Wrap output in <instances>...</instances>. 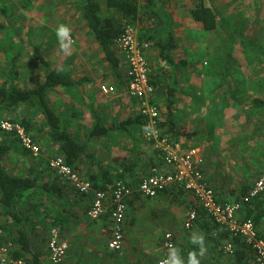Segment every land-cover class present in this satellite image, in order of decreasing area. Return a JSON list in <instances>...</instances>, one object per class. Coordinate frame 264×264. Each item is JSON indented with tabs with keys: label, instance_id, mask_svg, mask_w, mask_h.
Returning a JSON list of instances; mask_svg holds the SVG:
<instances>
[{
	"label": "crops",
	"instance_id": "obj_1",
	"mask_svg": "<svg viewBox=\"0 0 264 264\" xmlns=\"http://www.w3.org/2000/svg\"><path fill=\"white\" fill-rule=\"evenodd\" d=\"M99 1L103 18L114 14L108 9L106 0ZM149 1L151 4L148 0H141L135 27L139 37L151 38L147 39L151 44L147 58L151 81L155 87L153 102L161 109L160 125L163 133L179 142L184 150L200 149L205 157L204 172L207 182L215 190L220 203L238 201L254 186L264 165V117L261 116L264 114V77L262 74L258 76L264 67L261 65L264 62V50L253 39H248L241 30L232 28L225 10L216 12L211 7V0H199L200 8H195L197 0ZM220 1L224 0H218V3ZM225 1L228 6H233L234 11L239 9V13L246 12L248 8L253 22L250 36L257 37L261 28L259 24L264 23V0ZM71 2L75 11H63L59 17L61 23L73 21V25H69L75 39L71 53H62L58 42H55L54 49L50 51L46 42L56 38L52 31L44 36L43 40L46 41L28 48L31 56L25 58L32 62L36 80H39L36 73L41 75L39 83L26 87L20 78L16 81L15 78L24 70V60L19 53L11 59L10 66L6 67V74L14 78L7 79L4 76L0 80V87L7 81L21 90H31L42 84L46 69L35 58V50L39 48L53 70L70 76L74 82L71 87L59 86L47 92L49 106L61 119V126L78 144L85 147L74 170L83 179L91 181L95 189L100 187L110 193L115 183L121 180L136 190L154 168L164 170L163 158L146 137V120L140 115L138 102L128 94L129 69L125 57L114 44L113 49L120 62L118 68L112 66L79 11L84 0ZM193 2H196L194 7ZM206 8L218 15L216 26L206 31L222 29L224 36L233 40L227 64L233 58H242L241 45H245L262 59L260 65L240 60L236 63L243 74L248 76L244 85L249 92L245 94L241 92V86L238 87L228 76L229 68L223 70L220 85L224 92L219 98L215 96L214 101L218 108L224 110V118L228 120L231 116L235 122H241L243 114L252 118L246 126V132L231 129L233 123L220 125L216 129L220 140H211L214 130H211L209 123L215 112L211 111L214 104L209 100L208 80L204 76L194 75L193 67L186 57L189 48H184L185 39L194 35L193 21L204 24L194 16V11ZM151 9L157 13L155 18L162 24L155 22ZM204 27L206 28L205 24ZM170 35L175 38L177 46L168 53L170 60H165L160 46L161 41L166 42ZM189 45L193 46V43H187ZM109 85L116 87L114 94L102 92L101 88ZM26 104H29L31 110L26 114L17 112L16 118L19 116V121H12L21 124L24 120L30 123L29 134L32 137L41 135L42 144L46 142L49 147H44L43 155L36 159L25 148L21 149L22 156H19L15 154L8 137L2 139V134L8 133L0 131V147H8L3 165L14 177L36 179L40 186L48 187L21 192V196L9 205L1 201L0 192L1 241L11 245L13 258L16 254L29 264H52L49 239L51 231L56 228L60 240L69 244L62 264H153L166 255L164 239L167 233L174 235L176 246L187 260L189 252L199 251L189 239L195 231L202 232L205 236L207 252L201 258V264L233 263L234 252L230 254L222 249L231 240L220 239L217 232H212V222L207 226L200 219L193 229L184 228L189 210L195 209L198 213L205 210L192 193L179 185L168 188L152 199L142 196L136 190L127 199L124 247L118 252L110 250L109 241L113 235L112 203L107 204L106 212L99 219L92 220L88 217L94 195L81 194L71 181L58 175L49 166L51 159L64 155L59 143L53 140L49 143L51 129L43 113L29 102L7 110L17 111ZM7 110L0 109V112ZM252 113L254 116H251ZM1 121L0 116V123ZM171 127L179 130L180 136L170 133L168 130ZM97 128L100 132L103 129L105 132L101 136H94L93 132ZM226 140L231 142L228 147L225 146ZM215 142L221 149H216L218 146ZM243 215L241 212L240 218ZM216 244L220 246L216 247ZM256 262V255L253 253L251 264Z\"/></svg>",
	"mask_w": 264,
	"mask_h": 264
},
{
	"label": "built area",
	"instance_id": "obj_2",
	"mask_svg": "<svg viewBox=\"0 0 264 264\" xmlns=\"http://www.w3.org/2000/svg\"><path fill=\"white\" fill-rule=\"evenodd\" d=\"M115 46L123 54L128 64V87L129 96L136 100L139 112L146 120V137L152 141L154 147L160 151L164 170L154 168L136 189L139 194L146 198H156L168 188L179 185L192 193L199 201L201 207L213 218L223 225L233 235L243 237L247 244L255 251L258 264H264V240L259 238L255 225L251 220H240L243 205L252 202L264 193V165L259 179L254 186L239 201L221 204L215 190L208 184L205 172V157L198 148L183 149L179 142L171 140L163 133L160 125L161 109L153 102L155 87L151 83V69L147 58L150 49L149 43L141 41L135 26L128 25L125 32L115 40ZM105 94H114L113 87H103ZM0 129L18 137L23 147L34 155L40 153V146L20 123L3 120ZM50 168L63 178L71 181L81 194H93L94 201L88 211V217L92 220L99 219L105 212L107 204L113 205V235L109 241V249L121 251L124 247V226L127 212V199L136 191L124 181H117L112 192L95 189L93 183L83 179L73 167L67 165L63 157L50 160ZM198 219V212L191 209L187 212L184 228L191 230ZM0 230V264H28L24 259H16L11 256V245L1 241ZM176 246L172 233H167L164 239V249L167 256V245ZM230 254L234 252L232 243L222 247ZM69 250V244L60 240L58 229L51 231L49 239V255L52 264H62ZM158 262L153 264H160Z\"/></svg>",
	"mask_w": 264,
	"mask_h": 264
},
{
	"label": "rangeland",
	"instance_id": "obj_3",
	"mask_svg": "<svg viewBox=\"0 0 264 264\" xmlns=\"http://www.w3.org/2000/svg\"><path fill=\"white\" fill-rule=\"evenodd\" d=\"M196 2H198L197 5L195 4ZM196 2H193L192 7L196 5L195 8H200V1L197 0ZM212 2L215 3V5H213ZM210 4L212 5L211 7L216 10V12L219 10L223 11L224 9L225 15L229 19V25L232 28L236 27L237 30H241L242 33H245L248 39H253V41L264 50V23L262 22L259 24L261 28L259 29L257 37L254 36L251 38V29L253 31V24L251 25V23L253 22L250 20L251 18L248 8L246 12L243 10L244 12L239 13V9L234 11L233 6H228V2L225 0L220 1L219 3L218 0H211ZM67 10L75 11L71 0H0V71L2 73L0 74V80L4 79V76L7 79L14 78L13 76L11 77V75L6 74L8 72L6 71V67L8 68L10 66V61L14 56H17L19 53H21L19 55H21L24 60V70L20 72L22 76L19 74L20 77L18 76L15 78L16 81L20 78L21 83H23V85L26 87L39 83L41 75L36 73L37 77H39V80H36V77L32 71V62H30V59L25 60V58H29L31 56V50L28 48H30L33 44L46 41L43 40L44 36L52 31L55 32L57 26L61 24V20L59 19V17H61V13ZM63 23L70 26L73 25L72 20ZM206 30L207 29L204 27L202 22L193 21L192 32L194 35L190 39L189 37L185 39L186 43H184V48H189L186 52V57H188L187 61H189V64H191L193 67L194 75H198L200 77L204 76L205 79L208 80L209 87L207 92L209 94L210 103L214 104L213 107H211V111L213 110L215 112V114L210 117L211 122L209 123L211 130H214V133L211 135V140H220L219 135L216 134V129L219 128L220 125L226 126L227 123H233L231 129L237 128V130L241 129L242 132H246V126H248L249 120L252 118L249 116L247 117L246 114H243L241 117V122L233 121L231 116L228 118V120L227 118H224V110L218 108L216 102L214 101L215 96L219 98L224 92V88L220 85L223 70L225 68H229L228 76L232 82L234 81L236 83L238 87L241 86V92L245 94L249 92L248 87L244 85V81L247 80L248 76L243 74L241 68L238 66V64L236 65V63L240 60L244 63L247 62L249 64L255 63L260 65L262 59L256 53L249 51L245 45H241L242 58H237V60H234L233 58L231 63L227 64L228 51L232 49L231 47H233V40L227 36H224L222 29ZM53 39L51 38L49 42H46V45L49 47L50 51L54 49V44L57 42L53 41ZM72 39L75 43L73 35ZM146 42L151 46L149 41ZM190 42L193 43V46H187V43ZM261 65L264 66V62L261 63ZM260 72L261 73L258 76H261L262 74L264 77V67H262ZM109 87H113L116 92V87L111 85H109ZM101 89H103V87ZM255 89L258 90L260 88ZM29 107V104H26L20 106L17 111H1V119L8 121H19L20 117L17 116L16 118L17 112H19V114H26L31 110ZM34 116L36 117L37 113L34 114ZM251 116H254V113H252ZM261 116L264 117V114ZM0 131L2 133L4 132L2 130ZM8 134H2V139H6L5 137H8L7 140L11 146L13 145L12 147L14 148L13 150L15 154L22 156L21 149H24L22 143L16 135L11 133ZM244 135L245 134H243V136ZM37 136L38 137L34 135L33 138H37L36 141L38 143H36L40 146L41 154L39 153V156L35 155L33 157L34 159L43 155L42 151L44 147L47 149L49 147L45 144L46 142L44 143L45 145L42 144V139H40L41 135ZM51 142L52 140H49V143ZM230 143V141L226 140L225 146L228 147ZM215 144H217V142H215ZM216 146H218L216 149H221L219 144Z\"/></svg>",
	"mask_w": 264,
	"mask_h": 264
},
{
	"label": "trees",
	"instance_id": "obj_4",
	"mask_svg": "<svg viewBox=\"0 0 264 264\" xmlns=\"http://www.w3.org/2000/svg\"><path fill=\"white\" fill-rule=\"evenodd\" d=\"M106 1L108 9L114 13L110 17L103 18L99 0H84V4L80 7L79 11L81 12L82 17L89 29L94 33L95 37L100 42L106 59L112 64L114 68H118L120 59L117 57L113 49V45L115 40L125 32V29L128 25H136L141 10V0ZM148 2L151 4V1L148 0ZM151 11L153 12L152 17H154L155 22L159 25L162 24V22L156 20L155 18L157 13H154L152 9ZM193 14L197 19L204 22L206 29H212L214 26H216L218 15L210 8L202 9L200 11L196 10ZM139 38L141 41H148L151 39H145L143 37ZM176 46V41L173 35H170L166 42L161 41V55L165 60H170L168 53L175 49ZM35 58L46 69V77L44 82L37 88L31 90H21L12 86L8 81L5 82L0 87V109L7 110L10 108H16L20 104L27 102L37 106L40 112H42L45 116L46 122L51 129L49 134L51 140L60 144L65 162L67 165L73 167V169H76L75 166L81 159V156L84 154L85 147L78 144L71 137V135L66 130H64V128L61 126V119L50 108L47 101V92L50 89L59 86L71 87L74 85V82L70 76L53 70L50 63L41 54L39 48H36L35 50ZM12 122L16 123L15 121ZM21 124L26 128L27 132L30 133V123L23 120ZM162 126L164 127V124H162ZM168 131L173 133V135L176 137L180 136L181 134L179 130L174 129V127L169 128ZM104 132V129L102 132H100V129L97 128V130L95 129L93 132V135L101 136ZM7 152L8 147L5 145L0 147V192L2 195L1 201L3 203L6 205L11 204L13 201H16L21 196V192L24 191L47 189V185L40 186L36 179L29 177H14L10 175L3 165V159ZM158 153H160V151H158ZM97 188L99 190L105 191L103 188ZM241 212L244 215L240 218V220H251L255 225L258 237L264 240V193L252 202L244 204ZM200 219H203L207 226H210L212 222L213 225L211 231L217 232L216 234L218 237H220V239L226 238L231 240L230 242L234 247L232 264H251L252 254H255V251L247 244L243 237L239 235H233L229 230H227L225 226L216 223L206 211H199L197 221ZM219 246L220 245L216 244V247ZM13 256L16 259H22L16 254ZM255 264H258V262Z\"/></svg>",
	"mask_w": 264,
	"mask_h": 264
},
{
	"label": "clouds",
	"instance_id": "obj_5",
	"mask_svg": "<svg viewBox=\"0 0 264 264\" xmlns=\"http://www.w3.org/2000/svg\"><path fill=\"white\" fill-rule=\"evenodd\" d=\"M55 36L62 53L70 54L72 45V32L69 25L61 23L55 29ZM191 244L198 247L199 251L188 253L187 260L181 255V249L173 244L167 245V256L160 264H201V258L206 254L205 236L202 232H192L189 237Z\"/></svg>",
	"mask_w": 264,
	"mask_h": 264
}]
</instances>
